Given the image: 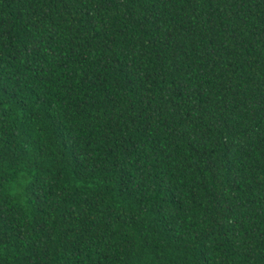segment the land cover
<instances>
[{
	"label": "trees",
	"instance_id": "obj_1",
	"mask_svg": "<svg viewBox=\"0 0 264 264\" xmlns=\"http://www.w3.org/2000/svg\"><path fill=\"white\" fill-rule=\"evenodd\" d=\"M0 264H264V0H0Z\"/></svg>",
	"mask_w": 264,
	"mask_h": 264
}]
</instances>
